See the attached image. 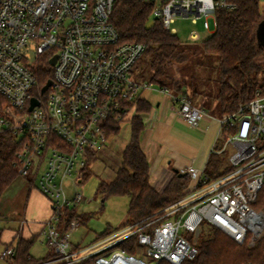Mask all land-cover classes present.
<instances>
[{"label": "built area", "instance_id": "2783aa9c", "mask_svg": "<svg viewBox=\"0 0 264 264\" xmlns=\"http://www.w3.org/2000/svg\"><path fill=\"white\" fill-rule=\"evenodd\" d=\"M123 0H0V134L18 143L14 166L51 204L52 215L42 231L56 254L48 264H183L198 255L196 237L204 225L214 227L239 245L256 246L264 232V211L256 210L264 188V96L220 120L233 130L221 150L232 148L228 171L211 179L205 170L188 166L190 182L180 200L153 216L130 224L85 247L71 241L77 218L67 229L65 211L86 201L69 198L65 183L78 187L90 151L107 141V126L125 123L137 102L153 85L141 79L136 64L143 43H121L111 17ZM152 2V17L173 35L179 18L202 21L210 32L218 27L219 9L233 10L228 0H141ZM213 20V25L210 21ZM193 39H198L196 34ZM57 57L53 66L51 60ZM52 79L41 80L45 64ZM52 85L43 92L46 84ZM182 119L197 126L206 113L168 89ZM38 100L33 109L32 102ZM77 178L74 180V178ZM26 224L22 222V227ZM131 245L132 251L126 247ZM15 255L13 246L2 256ZM43 264V263H42Z\"/></svg>", "mask_w": 264, "mask_h": 264}, {"label": "trees", "instance_id": "16d2710c", "mask_svg": "<svg viewBox=\"0 0 264 264\" xmlns=\"http://www.w3.org/2000/svg\"><path fill=\"white\" fill-rule=\"evenodd\" d=\"M236 5L233 10L219 9L217 13L218 27L210 37L205 39L201 47L206 54L218 57L219 91L217 95L220 118L236 113L240 105L249 104L257 98L258 92L264 96V48L259 47L257 31L264 21L261 12V0H228ZM154 4L141 0H123L118 2L111 21L120 33L121 43H143L146 45L144 55L136 64V69L144 66L150 75L148 81L160 89H168L172 93L187 97L183 93L182 82L177 81L174 72L179 63L189 57L187 46L177 35L164 29L160 20L148 25L152 18ZM42 81L52 79V68L43 64L40 72ZM152 103L141 97L137 102L136 115L130 120V140L122 153V163L116 171L114 179L101 181L97 191L107 197L127 196L130 198L128 219L118 228L108 227L95 240L108 236L130 224L155 215L182 198L185 188L190 182V176L176 173L163 191L159 192L150 183V163L142 150L141 137L145 130L142 114L151 112ZM124 123H112L107 126L106 141L112 136H118ZM233 130L223 126L220 139L226 141ZM219 146V142L216 149ZM19 146L9 134H0V199L13 182L19 177L14 163ZM228 155L211 154L205 172L211 179H217L229 169ZM98 160V151H90L87 166L82 171L83 182L89 180L93 172L91 165ZM78 204L65 211V220L69 225L72 219L78 217L81 225H87L92 219L89 214H79ZM256 210L264 211V188L258 201L254 204ZM207 237H201L198 243V255L194 260L183 264H264V233L257 247L239 245L226 234L211 227ZM40 235L29 239L18 236L15 245V255L8 259L10 264H42L55 259L53 246L48 243L47 256L36 259L31 255V249ZM133 252L131 245H126ZM76 264H95V258H89ZM160 264H169L162 262Z\"/></svg>", "mask_w": 264, "mask_h": 264}, {"label": "rangeland", "instance_id": "374dc122", "mask_svg": "<svg viewBox=\"0 0 264 264\" xmlns=\"http://www.w3.org/2000/svg\"><path fill=\"white\" fill-rule=\"evenodd\" d=\"M261 12L264 17V0H261ZM153 21L154 18L152 17L148 25H152ZM202 23V21L193 23L191 19L179 18L172 24L171 27L176 30L177 36L187 46L189 51L188 59L183 63L177 64L174 75L177 81L182 82L183 92L185 90L189 92L193 99L190 98L191 102L193 101V105L201 107L202 110L204 109L208 116L220 118V107L217 99L219 91L218 57L206 54L201 47L202 42L211 36L215 28L208 32L203 28ZM210 23L213 25V20ZM194 34L198 36V39L192 38ZM137 74L148 81L150 72L144 65L137 69ZM159 90L160 88L157 85H153L150 96L155 95ZM121 127V133L118 136H112L106 145L98 150V160L90 168L93 172L92 177L86 182H82L77 188L73 187L70 181L65 183L69 198H73L76 192L83 194L86 198V201L79 204L78 213L92 216L87 225H80L71 232V241L74 244H82V247L90 245L97 235L104 232L108 226L118 228L128 219L129 197H107L105 193L97 191L101 181L114 179L116 171L122 163V153L130 140L131 124L130 122H125ZM225 142L220 139L217 150H221ZM231 147L225 153L228 156L232 153ZM76 179L75 177L74 180ZM29 191L28 181L19 176L0 199V234L3 232L4 239L8 237L7 235L10 232L15 230L19 231L21 235L22 221L24 220L25 209L30 195ZM37 204V212L40 209H44L43 203L38 202ZM38 217L34 216V219H38ZM76 218L80 222V219ZM63 226L68 229L70 224L68 225L64 220ZM209 231L210 228L204 225L202 231L196 237L197 246L200 238L203 236L207 237L210 233ZM40 237L41 240L38 238L31 250L32 255L38 259L46 257L49 250L48 242H42V236ZM259 240L260 238L257 240L255 247H257ZM5 245V242L0 241V264H8L9 258L2 256V253L7 248ZM53 260L55 259L43 264H48Z\"/></svg>", "mask_w": 264, "mask_h": 264}, {"label": "crops", "instance_id": "0c3cea01", "mask_svg": "<svg viewBox=\"0 0 264 264\" xmlns=\"http://www.w3.org/2000/svg\"><path fill=\"white\" fill-rule=\"evenodd\" d=\"M151 93V91H148L143 94V97L151 102L153 107L151 112L142 114L145 130L141 137V147L150 163V183L152 187L161 193L168 187L176 171L183 173L188 166H194L199 170L206 169L210 156L215 154L213 150L216 149L219 142L221 118L208 116L206 113L197 126H190L182 119L178 106L172 102L170 96L160 90L155 95L150 96ZM183 93L187 94L186 98L191 102L192 98L189 92L185 90ZM28 183L30 195L23 220L26 224L24 227L20 226L22 228L21 235L19 231L15 230L10 232L7 235L8 237L4 239L3 232H1L0 241L5 242L7 247H15L18 236L24 239H29L35 235L42 236L44 225L52 215L49 199L38 189L32 188L29 181ZM38 202L43 203L44 209L37 212ZM34 216L39 217L34 219ZM40 236L39 239L41 240ZM42 242H46L43 236ZM74 245L82 246L80 243ZM32 257L34 256L32 255ZM8 264H10L9 261Z\"/></svg>", "mask_w": 264, "mask_h": 264}, {"label": "water", "instance_id": "95a60500", "mask_svg": "<svg viewBox=\"0 0 264 264\" xmlns=\"http://www.w3.org/2000/svg\"><path fill=\"white\" fill-rule=\"evenodd\" d=\"M155 20H157V18H155ZM257 41H258V45L259 47H262L264 48V21L259 25V28H258V31H257ZM57 57H54L52 60H51V65H55L56 62H57ZM52 85V81H49L46 86L43 88V92H45L50 86ZM38 100H34L32 102V107L31 109H33L36 105H38ZM176 173H178L176 171Z\"/></svg>", "mask_w": 264, "mask_h": 264}, {"label": "bare ground", "instance_id": "6f19581e", "mask_svg": "<svg viewBox=\"0 0 264 264\" xmlns=\"http://www.w3.org/2000/svg\"><path fill=\"white\" fill-rule=\"evenodd\" d=\"M158 20V19H157Z\"/></svg>", "mask_w": 264, "mask_h": 264}]
</instances>
